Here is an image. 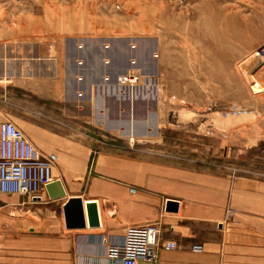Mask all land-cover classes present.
I'll return each mask as SVG.
<instances>
[{"label": "rangeland", "instance_id": "rangeland-1", "mask_svg": "<svg viewBox=\"0 0 264 264\" xmlns=\"http://www.w3.org/2000/svg\"><path fill=\"white\" fill-rule=\"evenodd\" d=\"M263 18L264 0H0V120L13 122L38 148L46 139L37 126L49 129L50 121L57 133L88 147L89 175L101 152H128L231 181L264 183V77L252 68L264 53V42L255 37H264ZM112 37L124 39L129 49L136 45L144 84L150 85L132 91V103L90 91L102 63L79 58L84 38L109 43ZM63 43L69 47L64 55ZM131 52L113 64L126 69ZM228 54L235 59L227 62ZM51 59L70 73V90L58 93L56 107H49ZM78 59L91 74L82 96ZM244 59L245 88L211 77L225 79ZM9 201L0 194V243L12 227L6 215L13 211L4 208ZM229 212L227 219L234 209Z\"/></svg>", "mask_w": 264, "mask_h": 264}, {"label": "crops", "instance_id": "crops-1", "mask_svg": "<svg viewBox=\"0 0 264 264\" xmlns=\"http://www.w3.org/2000/svg\"><path fill=\"white\" fill-rule=\"evenodd\" d=\"M82 41L79 57L98 66L104 54L113 59L131 52L119 37L108 39L107 50L100 38ZM67 44H62L63 55ZM61 69L51 59L49 107H56L59 92L70 90L69 66ZM51 124L49 129L37 126L46 139L39 149L57 155L54 170L65 196L52 199L46 190L36 200L7 195L4 208L17 213L6 215L12 227L1 239L0 264H110V248L122 243L125 229L147 223H156L160 239L175 241L177 247L161 249L154 263L139 259L136 264H264L263 182L231 181L224 174L139 159L128 152H101L89 175L88 147L69 141ZM72 197L82 200L83 227L66 223L63 207ZM90 201L98 206L96 227L87 225L85 204ZM230 208L234 215L227 219ZM194 244H201L202 251H192Z\"/></svg>", "mask_w": 264, "mask_h": 264}, {"label": "built area", "instance_id": "built-area-1", "mask_svg": "<svg viewBox=\"0 0 264 264\" xmlns=\"http://www.w3.org/2000/svg\"><path fill=\"white\" fill-rule=\"evenodd\" d=\"M77 46L81 48L83 45ZM102 46L104 50L109 49L108 43ZM130 49L132 52L126 69L116 67L108 54L101 57L100 80L90 87V91L97 89L102 93L112 94L117 100L127 99L132 103L134 100L131 97L132 91L148 90L150 85L144 84L145 75L134 54L136 45L131 44ZM154 57L157 55L154 54ZM76 62V81L81 84L78 96H82L83 84L86 81L85 73L88 69L83 59ZM56 161L55 153H46L39 149L13 122L0 120V194L40 199L39 193L45 190L47 184L56 180L54 176ZM131 190L133 191V188ZM176 247L175 241L160 239L156 223L130 226L124 231L122 243L114 244L110 248V264H136L139 259L154 263L161 249L173 250ZM191 249L194 252H201L202 245L194 244Z\"/></svg>", "mask_w": 264, "mask_h": 264}, {"label": "water", "instance_id": "water-1", "mask_svg": "<svg viewBox=\"0 0 264 264\" xmlns=\"http://www.w3.org/2000/svg\"><path fill=\"white\" fill-rule=\"evenodd\" d=\"M45 190L52 199L65 196V190L60 179H56L46 185ZM65 219L68 226H85L83 205L80 197L69 198L64 207ZM87 225L96 227L100 225L99 211L96 201H90L85 204Z\"/></svg>", "mask_w": 264, "mask_h": 264}, {"label": "bare ground", "instance_id": "bare-ground-1", "mask_svg": "<svg viewBox=\"0 0 264 264\" xmlns=\"http://www.w3.org/2000/svg\"><path fill=\"white\" fill-rule=\"evenodd\" d=\"M258 14V13H257ZM261 14V13H260ZM259 15V14H258ZM260 17V16H259ZM257 18V17H256ZM236 19V18H235ZM255 19V18H254ZM260 19H262V18H260ZM264 19V18H263ZM256 20V19H255ZM258 20V19H257ZM232 21V20H231ZM251 21H253V20H251ZM258 21H260V20H258ZM257 21V22H258ZM257 22H256V24H257ZM228 23V22H227ZM259 24V23H258ZM260 24H263L262 26H264V21H262L261 20V22H260ZM260 24H259V26H260ZM228 26H229V24H228ZM259 26H257V27H259ZM261 26V27H262ZM246 27V26H245ZM261 27H260V29H261ZM229 29H230V27H228ZM255 28H254V32H255ZM252 31V30H251ZM264 31V28L262 29V32ZM214 33H215V31H214ZM250 33V32H249ZM231 34H232V32H231ZM214 35V34H213ZM233 35V34H232ZM250 35H251V33H250ZM253 36V35H252ZM217 37V36H216ZM245 37V36H244ZM248 37V36H247ZM256 38V40H257V43H260V42H264V37H263V35L261 34V32H259V34L257 33V35L255 36ZM230 38V37H229ZM232 38H233V36H232ZM244 39V38H243ZM248 39H251V38H249L248 37ZM254 40V39H253ZM243 41H245V40H243ZM252 41V40H251ZM251 43V42H250ZM252 43H254V42H252ZM248 44V43H247ZM259 45V44H258ZM257 46V45H256ZM254 47V46H253ZM232 50V49H231ZM252 50H254V49H252ZM218 53V52H217ZM228 53V52H227ZM229 55V54H228ZM243 57V56H242ZM235 59V57L232 55H229L227 58H226V60H227V62H231V60L232 59ZM256 58H258V60H257V63H256V66H253L252 68H253V70H254V72H253V75L254 76H256V75H258V74H260V75H262L263 77H264V53L263 52H261L260 54H258V57H256ZM215 60V59H214ZM235 61V60H234ZM245 61H246V59H244L243 60V66H240V67H237L236 68V70H235V72H231V73H229L228 75H226V78L225 79H223V76H220L219 74H213L211 77H214L215 79H216V81L219 83V84H221V85H223V86H235V87H238L239 89H243V88H245L246 86V81L243 79V77H242V74L244 73V72H247L248 70L246 69L247 68V66H246V63H245ZM215 62V61H214ZM239 62V61H238ZM251 63V62H250ZM225 64V63H224ZM212 68V67H211ZM260 79V78H259ZM4 80V79H3ZM2 80V81H3ZM10 81V78H5V81L7 82V81ZM244 81V82H243ZM262 81H263V79H262ZM262 94L264 95V89H263V92H262ZM263 101V100H262ZM225 131H227V128L225 129ZM234 133V132H233ZM229 137H230V134H229ZM245 137V136H244ZM246 142V141H245ZM55 175V174H54ZM132 191V190H131ZM133 191H134V189H133ZM132 191V192H133ZM39 198H40V195H39Z\"/></svg>", "mask_w": 264, "mask_h": 264}]
</instances>
